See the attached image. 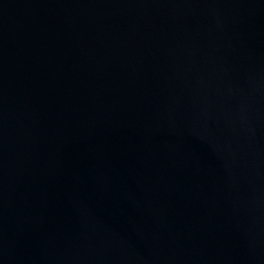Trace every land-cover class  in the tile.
Returning <instances> with one entry per match:
<instances>
[{
  "label": "water",
  "instance_id": "95a60500",
  "mask_svg": "<svg viewBox=\"0 0 264 264\" xmlns=\"http://www.w3.org/2000/svg\"><path fill=\"white\" fill-rule=\"evenodd\" d=\"M0 264H264V0H0Z\"/></svg>",
  "mask_w": 264,
  "mask_h": 264
}]
</instances>
